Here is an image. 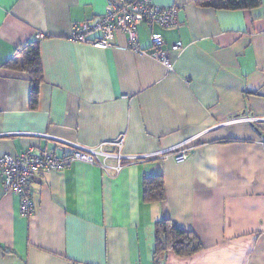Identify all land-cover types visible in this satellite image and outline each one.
I'll return each instance as SVG.
<instances>
[{"label": "crops", "instance_id": "1", "mask_svg": "<svg viewBox=\"0 0 264 264\" xmlns=\"http://www.w3.org/2000/svg\"><path fill=\"white\" fill-rule=\"evenodd\" d=\"M153 2L178 5L177 23L139 25V43L161 36L172 69L127 48L120 31L110 48L69 39L105 0H0V156L73 150L55 138L121 139L124 155L109 173L82 161L36 172L29 215L0 177V264H264V0L250 10ZM34 40L43 80L32 106L29 76L2 65ZM154 176L164 199L145 203ZM162 219L201 248L155 254Z\"/></svg>", "mask_w": 264, "mask_h": 264}, {"label": "built area", "instance_id": "2", "mask_svg": "<svg viewBox=\"0 0 264 264\" xmlns=\"http://www.w3.org/2000/svg\"><path fill=\"white\" fill-rule=\"evenodd\" d=\"M178 6L161 7L153 0H105L103 14L94 20H85L74 25L69 39L74 43H82L98 48H110L117 31L126 35V47L138 55H149L164 65L173 68V62L165 50L161 49L164 40L159 35L150 37L151 49L142 48L138 41L137 27L147 21L149 25L157 24L161 27H172L177 23ZM38 32L36 38H42ZM177 44L171 45V50H178ZM245 120V118L239 119ZM253 120V119H252ZM63 144L72 146L73 150L65 156H56L49 150L35 152L28 149L19 154H3L0 156V177L3 188L20 197V212L29 215L32 212L31 185L35 181L34 175L38 171H61L70 167L75 161H82L100 167L106 173L118 171L121 168L120 152L122 140L100 143L95 147L82 146L62 138H55ZM114 145L115 152L103 149V146ZM264 147V141L261 143ZM175 162L187 159V153L181 151L173 156ZM114 159V163L108 161Z\"/></svg>", "mask_w": 264, "mask_h": 264}, {"label": "trees", "instance_id": "3", "mask_svg": "<svg viewBox=\"0 0 264 264\" xmlns=\"http://www.w3.org/2000/svg\"><path fill=\"white\" fill-rule=\"evenodd\" d=\"M194 1L201 7H212L215 9L224 8L226 10H250L260 5V0ZM159 6L168 7L171 5ZM144 23L149 24L147 21H143L139 25ZM2 68L15 72H22L29 76L31 82L30 104L33 106L36 102L39 84L43 80L39 44L37 40L19 44L15 48L13 56L2 65ZM163 199L164 187L161 177L154 176L145 178L143 182V201L145 203L161 202ZM155 242V254L171 250L177 256H189L196 253L201 248L198 239L192 232L178 229L170 221L164 219L157 221L155 225Z\"/></svg>", "mask_w": 264, "mask_h": 264}]
</instances>
